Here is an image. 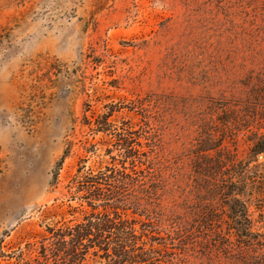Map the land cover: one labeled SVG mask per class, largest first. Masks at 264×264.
<instances>
[{
  "label": "rangeland",
  "instance_id": "obj_1",
  "mask_svg": "<svg viewBox=\"0 0 264 264\" xmlns=\"http://www.w3.org/2000/svg\"><path fill=\"white\" fill-rule=\"evenodd\" d=\"M0 264H264V0H0Z\"/></svg>",
  "mask_w": 264,
  "mask_h": 264
},
{
  "label": "trees",
  "instance_id": "obj_2",
  "mask_svg": "<svg viewBox=\"0 0 264 264\" xmlns=\"http://www.w3.org/2000/svg\"><path fill=\"white\" fill-rule=\"evenodd\" d=\"M239 204L241 205L240 208H236L234 210V219L236 221V224L241 225V224H243V222L241 220L248 222V218H247V214H246L247 210H246L245 205L241 202Z\"/></svg>",
  "mask_w": 264,
  "mask_h": 264
}]
</instances>
